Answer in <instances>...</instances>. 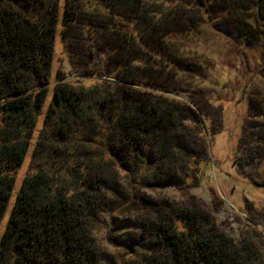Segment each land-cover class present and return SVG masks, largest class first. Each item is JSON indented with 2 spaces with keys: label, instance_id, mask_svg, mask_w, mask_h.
Wrapping results in <instances>:
<instances>
[{
  "label": "trees",
  "instance_id": "16d2710c",
  "mask_svg": "<svg viewBox=\"0 0 264 264\" xmlns=\"http://www.w3.org/2000/svg\"><path fill=\"white\" fill-rule=\"evenodd\" d=\"M99 1L107 12L65 1L74 72L99 79L54 85L32 153L35 171L22 180L0 237V264H264V205L247 204L246 234L235 240L198 204L139 194L183 190L192 165L208 156L198 112L208 118L210 110L193 93L185 97L197 111L162 94L178 69L191 75L170 44L179 33L173 11L160 12L155 0ZM211 1L194 6L227 10L247 45L262 42L264 0ZM58 5L0 0V224L14 187L8 171L23 163L49 92ZM254 97L247 125L257 139L245 132L239 142L240 167L251 171L264 164V104ZM125 211L131 217L118 227L114 214Z\"/></svg>",
  "mask_w": 264,
  "mask_h": 264
},
{
  "label": "rangeland",
  "instance_id": "374dc122",
  "mask_svg": "<svg viewBox=\"0 0 264 264\" xmlns=\"http://www.w3.org/2000/svg\"><path fill=\"white\" fill-rule=\"evenodd\" d=\"M65 1L58 0V21L47 98L37 114L36 126L23 163L8 171L14 177V187L0 224V237L22 180L35 171L32 153L45 124L54 85L64 80L84 87L98 83L99 78L95 75L82 77L74 72L72 55L63 36ZM155 1L160 12L171 10L175 14L171 24L179 33L171 38L170 44L182 65L191 72L188 75L178 69L175 80L169 81L171 84L167 85L169 90L162 94L180 107L187 104L197 111L195 104L185 97L193 93L201 104L209 108L208 118L198 112L204 126L200 137L206 145L208 156L201 161L200 167L192 165L195 172L185 178L184 184H181L183 190L163 186L151 192L142 188L139 194L148 196L156 192V195L173 203L198 204L215 216L221 231L239 240L246 234L243 223L247 204L257 208L264 205V164L255 166V171L243 169L239 164L243 157L239 147L240 138L247 133L248 140L257 139L253 128L247 125L251 114L250 100L255 96L254 98H262L264 104V37L259 44L247 45L234 29L231 15L225 9L219 10L210 5L213 11L206 12L195 7L194 0ZM215 2L217 1H211ZM80 3L92 11H108L99 0H80ZM172 68L170 74H175ZM148 90L155 92L150 87ZM215 110L219 112V118L214 113ZM260 112L264 113V109H259ZM259 118L258 115L254 120ZM116 187L122 192L126 184H117ZM130 214L126 211L114 214L116 225L122 227L124 218L129 219ZM105 234L104 226L98 227L97 236L102 244H106ZM107 248L109 252L116 253L111 245ZM114 258L115 262L119 260L118 257Z\"/></svg>",
  "mask_w": 264,
  "mask_h": 264
}]
</instances>
